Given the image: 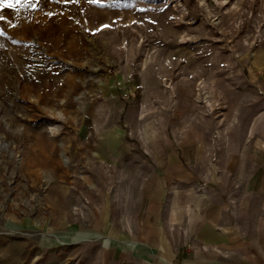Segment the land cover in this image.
I'll return each instance as SVG.
<instances>
[{"label": "rangeland", "instance_id": "1", "mask_svg": "<svg viewBox=\"0 0 264 264\" xmlns=\"http://www.w3.org/2000/svg\"><path fill=\"white\" fill-rule=\"evenodd\" d=\"M0 16V264H264V0Z\"/></svg>", "mask_w": 264, "mask_h": 264}, {"label": "snow or ice", "instance_id": "2", "mask_svg": "<svg viewBox=\"0 0 264 264\" xmlns=\"http://www.w3.org/2000/svg\"><path fill=\"white\" fill-rule=\"evenodd\" d=\"M23 2L24 0H0V9L14 8L17 4H22ZM66 2H71V0H66ZM93 2H95V0H93ZM0 19H3V16H0Z\"/></svg>", "mask_w": 264, "mask_h": 264}]
</instances>
